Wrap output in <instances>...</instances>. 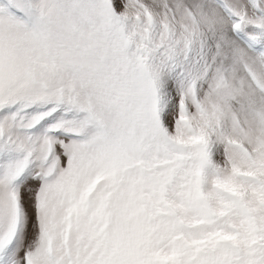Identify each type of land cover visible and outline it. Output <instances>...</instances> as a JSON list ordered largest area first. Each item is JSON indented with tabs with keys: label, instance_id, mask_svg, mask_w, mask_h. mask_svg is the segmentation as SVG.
Instances as JSON below:
<instances>
[{
	"label": "rangeland",
	"instance_id": "rangeland-1",
	"mask_svg": "<svg viewBox=\"0 0 264 264\" xmlns=\"http://www.w3.org/2000/svg\"><path fill=\"white\" fill-rule=\"evenodd\" d=\"M0 264H264V0H0Z\"/></svg>",
	"mask_w": 264,
	"mask_h": 264
}]
</instances>
